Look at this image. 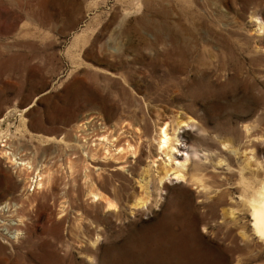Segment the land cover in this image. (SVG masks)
I'll return each mask as SVG.
<instances>
[{
	"label": "rangeland",
	"instance_id": "rangeland-1",
	"mask_svg": "<svg viewBox=\"0 0 264 264\" xmlns=\"http://www.w3.org/2000/svg\"><path fill=\"white\" fill-rule=\"evenodd\" d=\"M263 183L264 0H0V264H264Z\"/></svg>",
	"mask_w": 264,
	"mask_h": 264
},
{
	"label": "bare ground",
	"instance_id": "bare-ground-1",
	"mask_svg": "<svg viewBox=\"0 0 264 264\" xmlns=\"http://www.w3.org/2000/svg\"><path fill=\"white\" fill-rule=\"evenodd\" d=\"M190 124L191 123L189 122L187 124H185L184 122V125L182 126L181 124H178L177 127L171 132H169L165 124L160 129L159 141H158L159 151L165 154L167 157H169V164L164 165L162 168L163 176L161 178V183H164L165 180L166 181L169 180L170 172L173 170V167L176 170V180L181 182L185 179L184 169L186 168V165L190 160V154L186 153L185 150L180 149L183 147V144L180 141L179 133L183 127H188L190 126ZM175 157L176 160L173 159ZM178 158H183V161H181ZM172 161L175 162L177 161V163H175L173 167L170 166ZM261 183L262 182H260V184ZM98 197L96 196L94 199H97ZM244 197H246V200H248L247 196ZM247 203L249 205V212L251 213L252 216L254 233L256 237H258L259 240L264 243V183L261 186V188L256 192L255 196H253V198L250 199ZM146 205L147 202L144 200L143 201L140 200L139 202H137V206L139 208H145Z\"/></svg>",
	"mask_w": 264,
	"mask_h": 264
}]
</instances>
